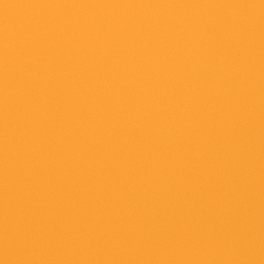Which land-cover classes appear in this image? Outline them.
I'll use <instances>...</instances> for the list:
<instances>
[{"label":"water","instance_id":"1","mask_svg":"<svg viewBox=\"0 0 264 264\" xmlns=\"http://www.w3.org/2000/svg\"><path fill=\"white\" fill-rule=\"evenodd\" d=\"M0 264H264V0H0Z\"/></svg>","mask_w":264,"mask_h":264}]
</instances>
